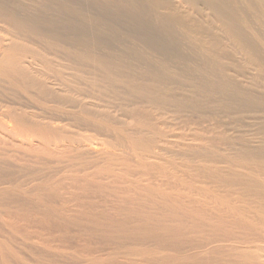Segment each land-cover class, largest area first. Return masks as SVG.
<instances>
[{
  "label": "rangeland",
  "instance_id": "obj_1",
  "mask_svg": "<svg viewBox=\"0 0 264 264\" xmlns=\"http://www.w3.org/2000/svg\"><path fill=\"white\" fill-rule=\"evenodd\" d=\"M0 8L3 13H14L22 22L24 20L26 26L25 29L23 28L24 31L11 30L13 27L11 24L0 21V41L12 37L7 47L22 43L26 44L28 49H38L40 53L46 55L42 50L43 45L46 44L45 41H51L53 38L60 41L59 44L67 49L64 50L65 52L84 49L94 54L99 53L97 55H105L112 50L113 54L121 55L123 59L128 56L124 60L128 59L127 63L132 68H136V73L145 72V69H140L145 67L144 62L158 60L151 62V65L159 68L158 72L161 71L162 75L170 79L175 76L172 80L180 81L174 83L175 95L181 96L183 99L181 97L180 99L185 102L192 101L195 95L193 101L195 100L197 105L191 107L181 105L179 108L148 106L145 102H131L123 97L116 99L117 97L112 94L107 96L104 94L105 90H93V94L87 93L94 100L93 103L98 104L97 107L102 114H105L108 121L120 122L121 125L127 126L128 132H132L129 133L131 136L143 137L144 134L147 138L152 137L154 129L157 135H170L176 139L175 141L178 140L176 146L167 148V151L162 150L159 157L154 160L165 166L166 174L175 175L178 179L194 184L192 193L196 198H203L200 196L201 191H197L201 189L198 185H203L205 189L209 187L206 190L210 192L209 196L217 187L216 193L221 192L225 196L230 193L231 199H234L232 201L243 208V219L236 217L238 221L232 220L234 223L231 217L225 216L222 208L223 213L220 211L216 216H212L210 211L207 213L204 211L205 213L201 215H205L206 218L201 215L200 217L199 214L188 217L181 215L182 218L178 219L182 221H179L174 220L172 214L163 209L159 210L151 204H143L146 207L140 206L138 212L145 211L141 213L143 216L139 214L138 218L135 210L129 214L117 210L120 207L118 204L124 200L127 202L126 199L118 201L120 199L117 200L107 190H100L98 191L100 195L99 193L93 195L90 188L83 187V190L79 185H69L68 179L71 181L69 174L74 170L71 168L72 170L69 171L72 172L68 171L70 166L66 158H60L54 152L49 154L52 145L45 147L46 145H41L39 140L37 142V138L28 139V135L16 128L18 126H13L17 125L18 120L39 122V124L43 122L40 126L44 129L50 125L51 128L57 126L56 128L61 129L67 126L68 130L75 128L78 131L77 127H80L78 133H82L83 130L84 135L90 134L93 138L95 135L97 140H94L99 144L100 155L93 156L92 159L97 158L98 162H104L115 156L120 157L124 154V150L121 152L122 147L117 148L115 142L110 144L109 138L99 132L87 130L86 127L85 130L82 128L84 126L71 125L75 119L70 114L67 113L66 117L65 112L57 111L55 103L44 101L43 96L33 91L34 89L26 90L27 87L23 86L20 77L1 75L0 125L2 122L3 124L12 122L11 131L15 130L19 133L13 131V134L9 133L7 136L0 132V264H244L245 262L254 264L253 260L256 257L253 259V252H256V255L254 253L253 255L258 259L255 262L264 264V242L260 241L257 244L260 245L259 249L254 247L257 239L261 238L255 235L254 231L256 233L264 231V0H0ZM12 31L16 33L12 34ZM135 49H142L145 54L141 51L135 52L137 51ZM139 53L144 54L143 56L147 55L146 60L142 55L139 56ZM22 55L19 56L21 63L26 57L24 55L25 57L22 58ZM57 58L60 61L57 64L67 72V67L72 63L66 62L64 54L58 53ZM156 67H154L155 71ZM164 67L168 69L165 70ZM169 73L176 75L171 76ZM200 83L211 85L214 91L212 88L213 92L206 94L202 90L211 87H202ZM166 84L173 86V83L168 81ZM217 84L229 86L230 91L222 90ZM200 92L206 96L203 93H201L203 96L198 95ZM141 123L144 125L140 126ZM29 140L33 141L32 144ZM104 140H107V143ZM22 145L26 148L31 146L30 150L22 149ZM44 148L49 149L44 150ZM45 156L49 157L50 162ZM55 156L59 157V160ZM82 158L87 161L89 159V157ZM54 159L58 160L60 167H56L58 164ZM135 160L131 157L128 161L131 162L130 168L135 165ZM237 161H240V164ZM233 176H240L242 180L248 178L251 182L253 180L252 183L256 186L254 189L257 190L258 187L260 189L257 192L243 184L232 186L224 184L229 178L233 179ZM252 178L257 179L260 186ZM219 182L227 186L215 185ZM195 186L197 189H194ZM230 187L231 189L227 191L226 188ZM101 192L106 197L101 195ZM125 201L124 204H127ZM111 202L115 203V206ZM150 210L151 213L154 210L152 214L155 213V216L149 212ZM209 217L212 221H209ZM137 219L139 222L143 220V223H140L145 228H139L140 223ZM249 219L250 225L248 223L246 225ZM163 220L166 221L162 222ZM175 223L178 225L181 223L180 227ZM209 223L213 226L219 224L218 230L210 231ZM202 225L206 226L205 229ZM137 226L140 230L137 228L135 230ZM189 226H192L191 229ZM120 227H124L128 235L131 231L132 237L123 235L124 231H118ZM164 228L168 230L165 231ZM177 229L179 231L182 229L181 234ZM137 232H140L139 235ZM158 232L160 236H156L159 235ZM206 232L208 235H215L217 232L223 239L228 237L224 242L213 243L225 245L221 248L222 252L215 249L211 254L204 256L201 248L188 249L192 244L199 242L200 237ZM149 233L155 234L147 238L146 234ZM225 233L229 235L226 237ZM196 235L200 236L197 240ZM133 236L138 238L133 240ZM159 238L161 241L158 240ZM189 239L190 241L194 239V243H190ZM243 239L246 241L243 242ZM99 240L100 242H97ZM130 240L133 244L129 243ZM236 240L239 243H236ZM252 240L255 242L250 246ZM247 241L250 243L248 247ZM228 242H232L231 245ZM89 247L90 251L87 250ZM230 247L231 250H228ZM245 250H248L247 255L243 253ZM142 253H145L144 257H141ZM186 253L191 259L184 258L187 257ZM243 257L247 258L243 259ZM247 259L250 260L247 262Z\"/></svg>",
  "mask_w": 264,
  "mask_h": 264
},
{
  "label": "bare ground",
  "instance_id": "obj_2",
  "mask_svg": "<svg viewBox=\"0 0 264 264\" xmlns=\"http://www.w3.org/2000/svg\"><path fill=\"white\" fill-rule=\"evenodd\" d=\"M2 20L8 22V24H11L13 26V27L11 26L12 27L11 30H18V29L23 30L24 27L26 28V26H24V23H23L24 20L22 22L17 16H15L14 13H11V12L10 13H6V12L3 13V11L0 8V21H2ZM165 21H166V19H165ZM1 26H3V25H1ZM14 32L15 31H12V34ZM46 37L49 38L48 35H46ZM8 38L4 39V41L3 40L0 41V77H1V75H3L4 77H10L11 75L12 76L16 75V77H20L22 79L20 81L23 82L22 83L23 86L25 88L27 87L26 90L28 88H30L31 90L34 89L33 91H37L38 93H40L41 96H43L42 98L44 99V101H46L48 103L49 102H53L52 104L55 103L56 104L55 108H58L57 111L65 112L64 114L66 115V117L68 116V114H70V116H72L73 119H75L74 122L73 121L71 122V125H73L74 127H77V126H81L82 127V126H84L82 128L85 129V127H86L87 130H91V131H94V132H99V134L101 133L104 136L109 138L108 140H110V144H111V142H113V144L115 142V144L118 145L117 148L118 147H122V151L121 152H123V150H124V154L121 155L122 154L121 153L120 157H117V156L114 155L115 157H113L111 159H108L110 161L106 160V161L103 162L101 160L102 159L101 158L100 160L102 162H98V161H96L97 158L96 159H92L93 156H99L100 155V151H99L100 148L98 147L99 146L98 142L95 141V140H97V139H95V135H94V138H93V135L91 136L90 134L89 135H86V134L84 135L83 134V130H82V133H78L80 127H77L78 131H77V129L75 130V128L73 130H71V129L68 130L67 126H66L67 128L66 127H62L61 129H58V128H56L57 126L56 127L54 126V127L51 128L50 125H47L48 126L47 129L46 128L44 129L43 127H41L42 126L41 124L43 122L41 124H39V122L35 123V122H32V121L31 122H25L24 120H18L20 122L17 121V123L14 122L17 125H13V126L14 127L18 126L16 128H18L19 131L22 132L23 134L25 133L26 135H28V139H30V137L37 138L36 139L37 142L39 140L41 145L42 144L46 145L45 147H49V145H52V149L50 148L51 150H49L50 151L49 154L54 152L60 158L61 157H64V159L66 158V162H67L68 166H70L68 171L72 170V169L74 170L72 174L71 173L69 174L70 178H71L70 179L71 181H69V179H68L69 185L70 184L79 185V186L82 187V189H83V187H84V189H89L90 188L89 190H90V192H92V194L93 193L94 194H98L99 193L98 191H100V190H102V191H106L107 190L117 200L120 199L118 201L126 199L127 202L125 200L124 201L127 204H124V201L120 202L118 204L120 207L117 210H120L121 212H123L125 214L132 213V211L135 210L138 213V218L140 217L139 214L141 216H143V214H141V213H143L145 211V210H141V213H139L138 210L140 209V206H142L143 204L144 205H147V204L150 205L151 204L152 206H155V208H159V210L163 209L167 213H169L170 215L172 214V217L174 216L173 217L174 220L178 219V218H182V217H180L181 215L188 217V216H195L196 214H199V216H200L201 214H204L205 212L207 213L209 211L211 212L210 214H212V216L213 215L216 216L218 214V212L222 211L223 209L225 211L224 214H226L225 216H227L228 218L229 217L232 218L231 221L232 220H234V222H236V220L238 221V219H236V217H238L239 219L240 218L243 219V216H242L243 208L241 207L240 204L237 205V204H235L236 202L232 201L234 199H231V194L230 193L227 196L221 194V192H220V194L216 193L217 192V189H216L217 187L216 188L214 187L216 192L214 190L215 194L214 193H211V194L215 195V196H212V195L209 196L210 192L206 191L209 187L205 189V188H203L204 187L203 185L202 186L198 185V187L201 188V189H197V187H196L197 185H196L195 186L196 188H194V189H197V191L200 190L201 191L200 192V196L203 197L202 199L196 198L195 197L196 195L194 193H192L193 192L192 186L194 184H192V183L190 184L189 181L178 179L177 177H175V175L166 174L165 166H163V164L161 165L158 160H154V159H157V157H159V155L161 154L162 150L165 151L167 148H169L171 146H174V145L176 146L177 143H178L177 142L178 140L175 141L176 139L173 136H170V135H168V136H163V135L161 136L160 134L157 135L156 132H154L153 128H152L153 129L152 130V134H153L154 137L151 135L152 137H148L147 138L146 136H144V134H142L143 137H146V138H143V137H141V135H139L140 133H138L139 136H131L132 132L131 131L128 132V127L127 126L121 125L120 122H110V121H108L106 119V117L104 116L105 114L104 113L102 114L100 112L99 108L97 107L98 104H96V102H94L95 103L94 104L93 103L94 100L91 99L92 97L88 95L87 92L93 94V90H97V91L105 90L106 93H104V91H102V93L107 94V96L109 94H112V95L115 96V98L117 97L116 99H118V97H123L126 100L131 101V102L132 101L133 102L137 101V102H142V103L145 102V104H148V106H161V107L162 106H170V107H174V108H179L181 105H185V106H188V107H191V105L192 106L195 105L196 101L195 100L193 101V99L195 98V95H194V98L191 99L192 101H188V102H185V101L181 100L180 99L181 96L178 97L179 95L178 96L175 95L174 83H179L180 81L178 82V80H177V82H176L175 80H172V78H174L175 76L170 79V77L167 78L166 76L162 75L160 73L161 71L158 72L157 69H159V68H157L155 65H151L152 64L151 62H154L155 60H153L151 62H147L146 61L147 63L144 62L145 65L144 64L143 65L145 67L143 66L144 68H140V67L139 68L140 69H145V72L144 73H139L137 71V73H136L135 72L136 68L135 67L132 68L127 63L128 59L124 60L128 56L123 59L121 55L113 54L111 49H110L111 52H109V53L106 52L105 55H103L102 53H101L102 55H97L99 53L94 54L92 51L84 50V49H78V50H75V51L65 52L64 50H67V49L59 44L60 41H56L53 38H51L52 39L51 41H45L46 44L43 45L44 47L42 48V50H44L45 53H46V55H43L42 53H40V51L38 49H33V48H29L28 49V46L26 44H22V43H19L18 45H15L13 43L14 46H12V47L8 46V47H10V48H8L7 44L10 42V39L12 37L10 39H8ZM63 43L66 44V42H63ZM10 44H12V43H10ZM23 50H25V51H23ZM135 50H137V49H135ZM141 50H137L135 52H140ZM146 50H149V49H146ZM21 51L24 52L25 54H23ZM20 53H22L23 55L20 54ZM58 53L64 54L65 57H66V62H71L72 63V64L69 65V67H67V72H65L57 64V63H60L59 59L57 58V54ZM141 53H144V52L141 51ZM141 53H139V56L142 55ZM125 54H126V51H125ZM151 54H148V56L151 55ZM20 55L23 56L22 58H24L26 56L24 58V60H22V63L20 61V57H21ZM154 55H156V54H154ZM146 56H143L145 58V60H146ZM70 58H73L75 60H73V59L69 60ZM136 58H137V56H136ZM150 59H147V60L150 61ZM130 61L132 62V60H130ZM134 61H136V60H134ZM157 61H155V62H157ZM131 62H129V63H131ZM142 63H141V65H142ZM158 64H159V62H158ZM161 64H163V63H161ZM164 65H166L165 62H164ZM136 67H138V65ZM154 67H156V71H155ZM162 68H163V66H162ZM164 69H165V67H164ZM167 69H168V67L165 70H167ZM165 72H167V71H165ZM162 73H164V72H162ZM173 74L171 73L170 75L173 76ZM166 75H167V73H166ZM174 75H176V74H174ZM176 78L178 79L180 77H176ZM189 78H191V77H189ZM167 81H168V83L169 82L173 83V86L171 85L173 88L170 87V86H167L168 85V84H166ZM184 81H186V80H184ZM200 82H202V81H200ZM181 83H182V80H181ZM194 84H196V83H194ZM200 84H202V83H200ZM193 86H195V85H193ZM24 87H23V90H24ZM202 87L208 88V87H211V85L202 84ZM217 87L221 88L224 91H227V90L230 91L229 88H228L229 86L226 87V85H222L221 84V86L218 85ZM212 88L213 87H211L209 89H206V90L203 89L202 91L206 92V94H207L208 92H213L214 91V88H213V91H212ZM177 89H179V88H177ZM198 89H200V88H198ZM221 89L219 91H221ZM37 92H36V95L38 94ZM196 92H197V90H196ZM203 92H200L199 94L196 93V94L200 95ZM177 93H179V92H177ZM97 94H99V93L97 92ZM24 95H26V94H24ZM40 95H39V97H41ZM192 95H189V96H192ZM203 95L206 96L204 93H203ZM203 95L201 94L200 96H203ZM101 96H102V94H101ZM107 96H105V98H107ZM184 97H188V96H184ZM196 98H198V97H196ZM27 100H29V99H27ZM103 100H105V99H103ZM106 100L108 101V99H106ZM113 100H111V101H113ZM142 109H143V107H142ZM53 110L55 111V109H53ZM138 110L140 111V107H138ZM143 111L145 112L146 110L144 109ZM144 115H145V113H144ZM69 117H68V119H69ZM147 117L148 116H146V118ZM142 120H143V117H142ZM21 121H23V122H21ZM142 123H144V122H142ZM142 123L140 124V126L145 124V123L144 124H142ZM11 124H12V122H11ZM11 124H7V123L3 124V122H2V125H0L1 134H2V132L4 134H6V135L9 134V133H12L13 131L16 132L15 130L11 131L13 129V126ZM65 124H66V122H65ZM69 124H70V122H68V125ZM138 124H139V122H138ZM44 125H45V123H44ZM56 125H57V123H56ZM135 125H134V127H135ZM61 126H63V125H61ZM130 128H132V127H130ZM142 129H144V128L142 127ZM130 132H131V134H129ZM133 132H134V130H133ZM16 133H19V132H16ZM76 134H78V135H76ZM92 134H94V133H92ZM4 137H5V135H4ZM15 140H17V139L15 138ZM32 140H34V139H32ZM7 141H8V139H7ZM26 141H28L27 138H26ZM31 141H30V144H32V142H33V141L32 142ZM49 142H50V144H49ZM23 143H25V142H23ZM26 144H28V143L26 142ZM30 144H28V145H30ZM29 147H31V146H29ZM29 147L26 148V147L23 146L22 149L30 150ZM46 149H49V148H46ZM46 149L44 148V150H46ZM43 152H42V154H43ZM88 153H91L92 155L88 156L87 155ZM27 154H28V152H27ZM56 154H54V155H56ZM107 155H108V153H107ZM50 156H52V155H50ZM130 156L132 158L134 157L136 159L135 160V165L133 167H131V168L129 167V166H131V165H129V164H131V162H128L130 160V158H131ZM59 157L55 156V158H58V160H59ZM81 157H86V158L89 157V159L87 158L88 159V161H87L85 158L81 159ZM45 158L48 159L49 157L45 156ZM84 159H85V161H84ZM49 160L50 159H48V161ZM54 160H56V159H54ZM58 160H56V163H57ZM237 162H239V164H240V161H237ZM59 163H61V161ZM53 165H55V164H53ZM57 166H59V164L56 165V167ZM60 166H61V164H60ZM53 168L54 167H52V169ZM45 170H47V169H45ZM56 172H58V171L56 170ZM66 172H67V170H66ZM69 172H72V171H69ZM66 175H68V174H66ZM68 176H66V179H67ZM59 178H61V177H59ZM242 179L243 178H241L240 176H235V177L233 176V179L229 178L228 180H226V178H225L226 181L225 180L224 181L226 183H224V184H228V185L231 184V186L233 184H237V185L238 184H243L245 187L247 186L251 190L253 189V191H257L258 189H260V187H258L257 190L254 189L256 186H254L255 184L253 185V183H252L253 180L251 182V180H248V178H244L246 180H242ZM252 179H254V178H252ZM58 180H60V179H58ZM58 180H56V181H58ZM254 180L257 181V185H259L258 184L259 183L258 180L257 179H254ZM65 182H67V181H65ZM190 182H192V181H190ZM198 182H201V181H198ZM216 184L219 185L221 183L220 182L219 183H215V185ZM248 184H250V185H248ZM223 185L221 184V186H223ZM243 185H242V187H244ZM225 187H223V188H225ZM218 189H219V187H218ZM226 189H228L227 191H229V189H231V187L230 188H226ZM261 189H262V187H261ZM221 191H222V189H221ZM86 192H87V190H86ZM102 194L103 193L101 192V195ZM99 195H100V193H99ZM108 196H109V194H108ZM100 198L103 199L102 197H100ZM109 199H111V198H109ZM116 199H114V201L117 202ZM99 201L100 200L98 199V202ZM102 201L104 202V200H102ZM237 203H239V202H237ZM111 204H112V202H111ZM114 204H112V205H114ZM118 205H117V207H118ZM144 207H146V206H144ZM144 207H142V209ZM221 208H222V210H221ZM149 212L151 213V210ZM149 212H147V213H149ZM153 212H154V210H153ZM160 212H159V214H160ZM92 213H93V211H92ZM222 213H223V211H222ZM222 213H220V214L222 215ZM154 214H152V215L155 216ZM156 214H157V212H156ZM164 214H163V216H164ZM170 215H169V217H171ZM123 216H125V215H123ZM145 216H146V214H145ZM158 216H157V218H159ZM201 216H204L206 218L205 215H201ZM208 216H210V215H208ZM147 217H148V214H147ZM169 217H168V219H170ZM150 218H152V217H150ZM159 219L161 220L162 218H159ZM209 219H210V217H209ZM180 220L182 221V219H180ZM220 220H222L221 216H220ZM245 220H244L243 223H245ZM155 221H157V220H155ZM164 221H166V220H163L162 222H164ZM200 221L202 222V218L200 219ZM209 221H212V220L210 219ZM226 221H228V220H226ZM247 221L248 222L245 223L246 225H247V223L249 224L250 219L247 220ZM109 222H111V221H109ZM138 222H139V220H138ZM140 222L143 223V220L140 221ZM189 222H190V218H189ZM193 222H195V221H193ZM234 222L232 221V223H234ZM229 223H231V222H229ZM199 224L201 225V223H199ZM202 224H204V223H202ZM214 224H215V222H214ZM235 224L237 225V223H235ZM139 225H140L139 228H141L142 227L141 223ZM176 225H178V224H176ZM179 225L177 227H180ZM196 225H198V223ZM210 225H211V226H209V227H211L210 231H214L215 232V231L218 230V227H219L218 225L219 224L217 226H213V224L211 223ZM192 226H189L190 229H191ZM202 227H203V225H202ZM205 227L206 226H204L203 228L205 229ZM120 228L118 229V231H120V232L124 231V234L122 232L123 235H127L129 237H132L130 230H129L130 231V233H129L130 235H128V234H126L124 227L121 228V230H120ZM136 228L138 230H140L138 228V226L135 227V230H137ZM142 228H145V227H142ZM194 228H192V229H194ZM166 229L164 228L165 231H166ZM183 229H185V228H183ZM195 229H194V231H195ZM164 230H162V231H164ZM177 230L180 233L182 229H180V231H179V229H177ZM200 230L202 231V229H200ZM126 231H128V230H126ZM183 232H186V231H183ZM139 233H138V235H139ZM186 233H188V232H186ZM258 233L259 232L256 233V231H254L255 235L261 237V238H258L257 241H256L257 243H255L254 247L256 249H259L260 245H257V244H259L260 241L264 242V235H262V233L264 234V231H262L259 234ZM154 234L152 233V235H150V233H149V234H146V236L148 235L147 238H149V236H153ZM176 234H178V233H176ZM191 234H193V233H191ZM123 235H122V237H123ZM133 235H136V234H133ZM160 235L161 234L159 233V235H156V236H160ZM207 235H208L207 232L201 237L199 235L198 236L196 235L195 239L197 240V238L200 237V239H199L200 241L197 242L195 240L197 243L194 244V245L192 244V246L188 245V246H190L188 249L191 250V249L201 248L202 251H203L202 255H204V256L209 255L213 251H215V249H218V251H219V250H221L222 247H225V245H222V244L218 245V243H217L216 244L217 246H216L213 243H216V242L221 243V242L226 241L228 239L227 236L229 234L225 233L227 239L220 238L221 236L219 237V234L217 232L215 233V235H208L209 237H207ZM142 236H144V235H142ZM142 236H140V237L142 238ZM171 236H173V235H171ZM193 236H195V235H193ZM193 236H192V238H193ZM133 237H134V238H132L133 240L136 237L138 238V236H133ZM126 238H124V239H126ZM160 238L158 240H160ZM248 238H250V237H248ZM101 240H103V239H101ZM193 240L194 239H192L190 241V239H189L190 243L193 242ZM255 240H256V237H255ZM160 241H158V242H160ZM163 241H164V239H163ZM173 241H175V240H173ZM238 241L236 243H239ZM244 241H246V240L243 239V242ZM97 242H100V240L97 241ZM130 242H131V240L129 241V243ZM254 242L255 241L252 240L250 242L251 244L249 242H248V244H246V243L245 244H246V246L247 245L249 246V244H250V246H253L252 243H254ZM230 243H232V242H230ZM230 243L228 242V244H230ZM184 246H186V245H184ZM232 249L234 250V248H232ZM238 249L239 248H237V250ZM87 250L90 251L91 248L89 247ZM228 250H231V247L228 248ZM247 251L248 250H245L244 252L243 251L242 252L247 255V253H246ZM221 252H222V250H221ZM253 253H252V257H253V259H254V257H256L255 258V260H256L257 256H254ZM187 254L188 253H186V256H187ZM189 254L191 256V253H189ZM254 254L256 255V252ZM144 256H145V253H142L141 257H144ZM192 257H194V256H192ZM244 257H243V259L247 258V257L246 258H244ZM252 257H251V259H252ZM184 258L186 260L191 259V257H188V256L184 257ZM249 260L250 259H247L246 261L248 262ZM255 260H253L254 264L258 263L257 261L255 262ZM241 262L243 263V260ZM244 262H245V260H244ZM262 264H263V262H262Z\"/></svg>",
  "mask_w": 264,
  "mask_h": 264
}]
</instances>
